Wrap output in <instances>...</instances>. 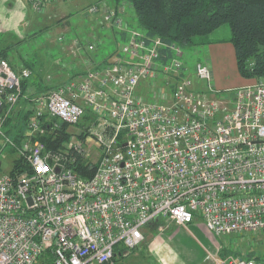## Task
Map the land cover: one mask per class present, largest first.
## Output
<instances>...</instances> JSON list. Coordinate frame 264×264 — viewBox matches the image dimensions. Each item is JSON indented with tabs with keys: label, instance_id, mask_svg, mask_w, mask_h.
Wrapping results in <instances>:
<instances>
[{
	"label": "built area",
	"instance_id": "1",
	"mask_svg": "<svg viewBox=\"0 0 264 264\" xmlns=\"http://www.w3.org/2000/svg\"><path fill=\"white\" fill-rule=\"evenodd\" d=\"M55 1L27 0L37 12ZM99 10L108 27L126 29L115 8L88 7ZM127 31L106 59L37 93L23 91L29 68L0 58V153L14 155L0 174V264H113L160 219H201L218 236L264 230V77L221 91L197 62V87L179 45ZM72 39L70 52L94 50ZM21 98L31 114L16 138L4 122ZM62 125L61 147L43 140ZM208 257L263 264L218 250Z\"/></svg>",
	"mask_w": 264,
	"mask_h": 264
},
{
	"label": "rangeland",
	"instance_id": "2",
	"mask_svg": "<svg viewBox=\"0 0 264 264\" xmlns=\"http://www.w3.org/2000/svg\"><path fill=\"white\" fill-rule=\"evenodd\" d=\"M60 2L61 1H58V3ZM92 4L100 5L101 0L62 1L60 4L61 9L49 11L48 9L50 8L48 7L51 6V4L47 7L48 11L44 10L47 14L42 15L44 12H34L26 0H0V15L8 17L9 21V17H11L12 25L14 26V28L9 27L8 29H0V46L4 45L6 42H11L12 48H14V44L19 43L17 40L19 37L23 36L26 31L41 29L42 35L40 37H45V39L42 41L36 40L37 45L35 49H43L48 55V59L46 60L47 63L45 62L46 67L44 68V71L47 72V75L45 74L46 80H51L52 83L56 84L60 83L72 76L73 71L71 68L77 67V69L81 70L89 69L87 62L90 57L96 56L97 54L108 56L109 53L104 52L102 49L106 46L108 51L111 47V42L117 39L116 35H114V31L109 30L110 28L103 32L102 29L89 30V28H86L89 26V22L91 24L95 23L94 21L99 23L96 18L102 16L101 10L95 13L88 11V7ZM102 4L106 5V7L109 5V3L105 4L103 2ZM116 12L123 22L126 21L128 17L130 20L134 18V20L137 21L136 13L129 3L125 2L122 4L116 9ZM19 16H21V19L24 16H28L30 19L26 20L24 17L22 21L17 24ZM1 25L0 23V28ZM31 26L33 28H30ZM4 32L10 33L9 35L11 37L1 35V33ZM66 32L70 36H65L66 34L64 35V33ZM72 35H80V37L82 35L87 40L96 36L100 39L99 41L102 43V46L99 47V45H94V50L89 51L91 54L86 55L82 53L81 56H78L80 53L74 54L70 52ZM206 38L223 41H215L212 46L209 45L208 42H199L184 48L183 59L191 70L190 74L196 86L205 87V82L198 79L195 75V66L197 62L209 63L211 61L210 64L214 69L212 70V73H214L212 74L214 77L213 81L217 88L220 89V85L234 83V80H236V78H233L234 72L238 73L239 71L237 62L235 63L236 57L235 54L234 57L233 54L229 57V50L223 47L224 44H226L224 42H227L224 40L230 38L229 23H223ZM63 40H65V42H63ZM118 45L120 46L121 43L119 42ZM220 51L223 53L222 56L219 54ZM23 52L21 46V48L12 49L11 53L8 54L9 57L15 59L19 65L22 63L20 54ZM57 61L60 62L59 65L61 64V66H56ZM22 68H24V66H20L19 70ZM227 74L228 77L226 76ZM221 77L224 79L223 84L221 83L222 81L219 80ZM34 89L36 90V87H34ZM29 90H33V88ZM21 106L20 103L17 104L15 110ZM25 106H27V103ZM13 159L14 155L8 150H4L0 153V174L11 169ZM144 235V240L136 248L124 249V255H119L116 260L114 259L115 261L113 264H215L213 258L208 257L214 250H218L219 252L223 250L228 253L226 255L235 254L241 256H249L248 253L253 250V254H259L258 258L260 261L262 260L264 264V230L244 231L237 234L231 233L218 236L207 229L204 221L201 219L193 221L188 227L179 226L169 219H160L145 227Z\"/></svg>",
	"mask_w": 264,
	"mask_h": 264
},
{
	"label": "trees",
	"instance_id": "3",
	"mask_svg": "<svg viewBox=\"0 0 264 264\" xmlns=\"http://www.w3.org/2000/svg\"><path fill=\"white\" fill-rule=\"evenodd\" d=\"M57 1L62 2L66 0ZM106 1L109 3L108 7H112L115 9L119 8L125 2L129 3L133 7L137 17V21H135L134 18L130 20V18L128 17L126 21H124L126 26V29L124 30L117 27L106 26L107 28H110L109 30H113L114 35H116L117 37V39L111 42V47L108 51L106 49V46L102 49L106 53H110L116 50V48H118L119 46V42H125L128 39L127 30H130L131 28L144 30L149 36H158L164 44L170 45L172 43H176L183 49L184 52L185 47L197 44L199 42L213 43L215 41H218L211 40L206 37H208V35L220 25L227 22L230 26V38L227 39V41H230L233 45L237 67L240 74L247 78L259 79L264 77V0ZM45 11H43L44 14L42 15L47 14L45 13ZM25 18L26 20L30 19L28 16H26ZM99 20H101V24H104L102 16L99 18ZM30 28L33 27L31 26ZM31 30L26 31L23 36L19 37L17 41L21 44L15 43L14 48H12L11 42H6L4 45L0 46V58L7 60L10 66L16 72L20 71V66L29 68L31 71L30 75L22 80L23 91L27 92V90H29L34 85V87H36V90L33 93H37L57 84L52 83L51 80H46L45 74L47 75V72L44 71V68L46 67V60L48 59V55L46 54V52H44L43 49H35L37 45L36 40L42 41L45 39V37H40L42 35V30ZM103 31H105V29H102V32ZM9 34L10 33L6 32L1 33V35L11 37ZM64 35L70 36L67 32L64 33ZM73 36L79 38L83 43L87 41V39H85V37H83L82 35L81 37L80 35H72L71 37L75 38ZM72 38L70 43L73 40ZM99 40L100 39L98 37L89 39V41L94 43L95 46L99 45V47H101L102 43ZM63 42H65V40H63ZM21 46L24 52L20 54L22 63L18 65L17 61L15 59H11L8 53H11L12 49L21 48ZM27 47L29 48V50ZM163 49L166 50L165 48ZM83 52L86 55L91 54V52L86 50H84ZM97 55L99 57L101 56L100 54ZM106 57L107 55H105L102 59H106ZM90 58L95 59L94 56ZM59 63L60 62L57 61L56 66H61V64L59 65ZM71 70L73 71L72 75H74L79 73L81 69H77V67H74L71 68ZM31 95L34 94H30L29 98L31 97ZM29 98H21L19 103L22 106L20 108H17L16 110H11L4 122L5 132L12 134L16 138L22 137L27 119L31 114V110H25V104L28 102ZM3 109L4 106H0V111ZM88 114L89 112H87V115ZM68 137L69 131H67V126L65 125H62L61 128H58L57 130L49 132L46 135L42 136L44 141H46L50 146L56 148L61 147ZM21 164L22 161L20 159H17V161L15 162V167L11 172L13 174H16L21 169ZM79 166H81L82 172L85 175L89 176L91 174V171H89V166L85 165L84 161L80 160ZM152 223H150L149 225H151ZM253 252V250L250 251L248 253L249 256L245 257H255ZM220 253L222 255L228 254L223 250ZM256 258L259 259L257 256Z\"/></svg>",
	"mask_w": 264,
	"mask_h": 264
},
{
	"label": "crops",
	"instance_id": "4",
	"mask_svg": "<svg viewBox=\"0 0 264 264\" xmlns=\"http://www.w3.org/2000/svg\"><path fill=\"white\" fill-rule=\"evenodd\" d=\"M27 1V0H26ZM105 3V4H107L108 2L106 1V0H102L101 1V3ZM28 3V2H27ZM52 4V5H51ZM50 5L51 6H49L48 8H50V9H48L49 11L50 10H57V9H59L60 8V4H61V2L60 3H58V1L56 2H53V3H51ZM29 5V4H28ZM46 9V11H48ZM61 9V8H60ZM46 13V12H45ZM51 15H53V14H51ZM25 17V16H24ZM24 17H22V19L24 18ZM101 16H99V18H100ZM99 18H96L97 19V21L99 22V23H97L96 21H94L95 23H93V24H91L90 22L88 23L89 24V26L88 27H86V28H89V30L91 29V30H97V29H105V30H108V28L105 26V25H102L101 24V20H99ZM9 19H10V21L8 20V17H3L2 15H0V23L2 24L1 25V28L0 29H8L9 27H12V28H14V26L12 25L13 23H12V18L11 17H9ZM22 19H21V16H19V21L17 22V24H19L21 21H22ZM91 20V19H90ZM11 25V26H10ZM102 25V26H101ZM98 27V28H97ZM84 29V28H83ZM86 30H88V29H86ZM96 37V36H95ZM223 41V40H222ZM222 41H217V42H222ZM224 41H227V40H224ZM224 43H226V44H224V46L223 47H225V48H227L228 50H229V57H230V55L231 54H233V57H234V54H235V52H234V48H233V45H232V43L230 42V41H227V42H224ZM212 44H214V42L213 43H209V45H211L212 46ZM219 54H220V56H222L223 55V53L220 51L219 52ZM105 56V55H104ZM104 56H98V55H96V56H94V60H96V61H100ZM210 60V59H209ZM234 60H235V58H234ZM211 62V61H210ZM210 62L209 63H207L209 66L211 65L210 64ZM235 63H236V61H235ZM73 65V64H72ZM211 67V70H214L213 69V66L211 65L210 66ZM212 74H214V73H212ZM213 76V75H212ZM227 77H228V74L226 75ZM214 78V77H213ZM233 78H236V80H234V83H231V84H226V85H220V89L219 88H217L216 87V84H215V82L213 81V79H212V83H213V85H214V87L216 88V89H218V90H221V91H229V89H232V88H234V87H237V86H241V85H246V84H249V83H251V82H254L255 81V78H247V77H244V76H242L240 73H239V71H238V73L237 72H234V77ZM219 80L220 81H222L221 83L223 84L224 82H223V78L221 77V78H219ZM261 231V230H260ZM119 255H124V252H123V249H119L118 250V252H117V255H116V258L119 256ZM255 257H253V259H255L256 258V256L257 257H259V254H257V255H254ZM116 258H115V260H116ZM114 260V261H115ZM256 260H259L260 261V259H257L256 258ZM261 262L263 263V261L261 260Z\"/></svg>",
	"mask_w": 264,
	"mask_h": 264
},
{
	"label": "water",
	"instance_id": "5",
	"mask_svg": "<svg viewBox=\"0 0 264 264\" xmlns=\"http://www.w3.org/2000/svg\"><path fill=\"white\" fill-rule=\"evenodd\" d=\"M0 165H1V161H0Z\"/></svg>",
	"mask_w": 264,
	"mask_h": 264
}]
</instances>
